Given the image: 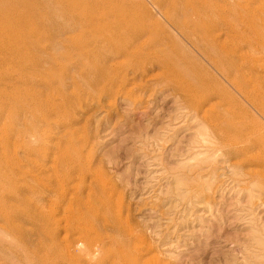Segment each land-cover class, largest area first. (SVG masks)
Segmentation results:
<instances>
[{
  "label": "rangeland",
  "instance_id": "obj_1",
  "mask_svg": "<svg viewBox=\"0 0 264 264\" xmlns=\"http://www.w3.org/2000/svg\"><path fill=\"white\" fill-rule=\"evenodd\" d=\"M122 1L167 67L135 78L124 57L100 61L113 71L98 83L82 17L52 10L35 29L0 2L20 15L0 35V264H264V0H201L209 36L173 0Z\"/></svg>",
  "mask_w": 264,
  "mask_h": 264
},
{
  "label": "bare ground",
  "instance_id": "obj_2",
  "mask_svg": "<svg viewBox=\"0 0 264 264\" xmlns=\"http://www.w3.org/2000/svg\"><path fill=\"white\" fill-rule=\"evenodd\" d=\"M1 1H5V2L6 1L7 2L10 1L12 3V6H20V5H22V6L26 7L24 12L26 14H28L27 16L29 17L30 14H31L30 17H33V19L36 18V20H37L35 25H34L35 27H33L35 29H37L38 26L39 27L40 26H44V24L47 23V21L45 23L43 20H41L42 14H45V13H47L49 11H52V10H54V11H59L61 9L65 10L67 12V14L69 15L68 19L69 18L71 19V17H78V16L82 17V22H80L78 24V27H82V28H83V26L90 27L88 29L90 30V33H92V36H94V41H96V43H98V44L93 46L94 48H97V51H96L97 53H96V56H95L97 58V63H95L90 68V71L93 70L94 76H95V78H97V80H96L97 83L98 82L107 81L110 78L109 75L113 71V69H111V71L110 70L100 71V66L98 64V62H100V61H104V62L107 61L106 64H108V62H109V65H110V63L112 65L113 64L112 62H114L115 58L118 59V57L119 58L120 57H124L126 59L125 60L126 64H125V68H124L125 71L130 72V70H131L132 73L134 74L135 78H138V76L139 77L143 76V74H146V72L148 70V67H150V66H151V68H152V66H155V65H156V67H159V66L167 67V62L166 61H163L161 64H159V62L157 60H155V59H153L151 57V53L143 52L140 49V47H139L140 45H138V43L136 42L135 39H136V36L139 35V31H143V27L141 26L142 23L140 22V20L137 21L135 19H133L132 21H129L130 17L128 15V13H127V10L128 11H132V10L136 9L135 8L136 7L135 4L133 5L131 3L124 2L122 0H0V2ZM206 2H208V1L206 0ZM1 3H3V2H1ZM200 4H202L201 0H173L170 3L163 2L164 7H167L168 10L170 9V11H172L173 14H177V13L182 12V14H186L187 17H194L193 20H197V22L201 25L200 27L202 28L201 30H203V33L205 35L209 36V34H211L214 29L218 28V26L215 25V20L213 19V17L215 15L212 14V15L209 16V13L206 10H204L203 8H201ZM245 5H247V4H245ZM218 6L220 7V5H218ZM88 8H90V10H92V11H89ZM221 9H223V7ZM3 10L5 12L4 13H0V35L8 33L9 28H10V30L12 32L14 31L16 33L17 30H18V27H17V24L15 23V21H18V19L20 18L19 12L17 11V9L14 10V8L13 9H8V8L5 9L4 8ZM118 10L122 11V13L124 15L118 14L117 13ZM87 11L89 12V16H90V14L95 13V12L99 13L100 14V18H98L97 20H93V19L87 18V16H86L87 15ZM163 13H164V10H163ZM252 14H254V13H252ZM255 14L257 15L258 13H255ZM94 16H95V14H94ZM74 19H76V18H74ZM8 20H10V22H8ZM60 22H62V21H60ZM131 22H133V24H131ZM39 23H40V25H39ZM55 23H56V21H55ZM150 23H152V22H150ZM261 24H262V22H261ZM60 25H61V23H60ZM174 25L177 28H179L180 30L183 29V26L180 23H178V22H175ZM66 27H68V25ZM228 27H229V25H228ZM229 35H231V34H229ZM222 40H225V39L223 38ZM203 46L206 49V51L211 56H213L214 58H217V57H219L221 55L220 50L209 39H206V40L203 41ZM231 49H232V47H231ZM241 51L242 50H240V52ZM80 52H81V50H80ZM240 52H239V54H240ZM7 56H8V54H7ZM224 57H226V56L224 55ZM248 61H249V58H248ZM252 64H254V63H252ZM218 66H221L220 67V71L225 76H227V77L234 76L239 81L243 79V77H242V75H241V73L239 71L236 70V72L235 71L232 72V69H233V65L232 64L229 63V66H228L225 63L224 64L221 63ZM110 67H114V66H110ZM244 69H241V70H244ZM256 71H258V70L256 69ZM261 71H263V69ZM93 80H94V78H93ZM127 80L128 79H126V78L123 79V85H127V82H128ZM250 81H251V79H250ZM254 86H256V85H254ZM258 92H260V91H258ZM246 98H248V97H246ZM210 99H212V93L209 90L203 91L201 96L198 99V102L195 103L196 112L198 113L201 109H203V105L208 104ZM139 103H141V102H139ZM210 107H213L212 103L208 104L207 108L203 109L202 113L205 114L207 109H209ZM261 107L264 108V106H261ZM193 108H195V107H193ZM249 132H251V131H249ZM226 140L229 141L227 143L232 144V145H235L237 143L236 139H232L231 138V139H226ZM226 140L224 139V141H226ZM258 146L260 147L259 154L263 158L262 162H264V144H260ZM37 179H38V177H37ZM6 184H7V182H6ZM45 190H46V188H45ZM38 210H41V208L38 209ZM54 215H52V216H54ZM61 216H62V214H61ZM63 216H64V214H63ZM64 225L65 224H63V227H64ZM51 236H52L51 240H53V237H54L53 231H51ZM60 237L61 236H59V238ZM61 240H62V238H61ZM80 245L81 244H79V246ZM6 251H7V249L5 250V252ZM26 255H28V253H26ZM31 257H33V256H31Z\"/></svg>",
  "mask_w": 264,
  "mask_h": 264
}]
</instances>
